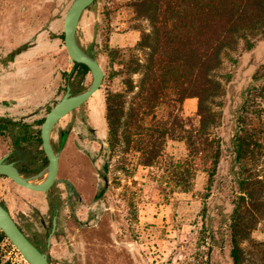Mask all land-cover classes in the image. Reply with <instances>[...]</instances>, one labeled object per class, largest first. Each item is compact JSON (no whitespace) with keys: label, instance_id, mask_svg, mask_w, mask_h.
Wrapping results in <instances>:
<instances>
[{"label":"rangeland","instance_id":"obj_1","mask_svg":"<svg viewBox=\"0 0 264 264\" xmlns=\"http://www.w3.org/2000/svg\"><path fill=\"white\" fill-rule=\"evenodd\" d=\"M127 1L96 0L83 12L79 22L77 33L80 43L87 51H94L103 67L104 78L100 88L55 127V138L61 128H68L71 133L68 142L71 147L61 153L58 178L60 181L68 176L80 187L81 178L77 177L76 166L84 168L90 161L83 151L91 154L100 152L98 168L103 169L107 165L108 187L95 203L92 218L87 217L89 199L83 202V206L76 207L82 221L73 218L71 208L65 206L61 210L57 233L48 248L51 263L230 264L227 219L233 210L237 184L232 174L234 154L229 149L223 150L210 188L207 173L199 169L191 189L180 191L173 185L170 165L185 159L187 150L183 141L168 139L162 161L155 166L139 165L137 154L126 151L123 141L114 148L109 145L106 95L110 91L125 90L123 76L117 73L121 64L112 58L110 52L114 49L128 51L135 46L141 29H151L147 19L134 15ZM71 2L61 8L63 17ZM252 39L254 45L251 49H247L244 40L240 39L234 49L223 55L222 64L216 70L223 92L216 98L222 105L214 108L222 113V117L213 133L220 136L226 145L233 132L232 115L241 102L242 91L264 66V38ZM59 47L62 55L57 59L60 65L56 66L55 94L51 103L59 100L65 91L66 81L61 77V71L72 69L62 38H59ZM136 52L144 60L145 51ZM91 78L88 73L84 82L86 86ZM141 78V72L132 74L135 88L125 96L124 122ZM193 102L185 100L183 110L185 115L196 121L197 99ZM45 112L43 108L37 114ZM165 112L164 107L157 110L159 115ZM94 126L98 127L95 131L101 135V147L92 140ZM99 128L106 130L104 136ZM99 180L103 186V178ZM57 186L64 200L68 201L67 187L61 181ZM0 199L31 238H36L44 226H50L49 215H42L36 207L40 203L36 193L4 176H0ZM252 238L264 241V222L258 224ZM245 245L248 247L246 264H264V253L257 252L253 245ZM0 260L10 264H28L7 239L0 243Z\"/></svg>","mask_w":264,"mask_h":264},{"label":"trees","instance_id":"obj_2","mask_svg":"<svg viewBox=\"0 0 264 264\" xmlns=\"http://www.w3.org/2000/svg\"><path fill=\"white\" fill-rule=\"evenodd\" d=\"M127 6L137 18L147 19L151 29H141L128 51L110 52L121 64L117 73L123 76L125 90L106 95L109 145L114 148L123 141L126 151L137 154L139 165L155 166L162 161L168 139L183 141L185 159L170 165L173 185L180 191L191 189L199 169L207 173L210 188L223 150L229 149L237 184L227 219L230 264H246V243L264 253V241L252 238L264 222V66L242 91L228 145L213 133L222 117L214 108L222 105L216 98L223 92L216 70L240 39L251 49L252 37L264 38V0H128ZM136 51H145L144 60ZM88 71L86 65L74 64L75 92L83 89ZM137 72L142 78L124 122L125 96L134 90L132 74ZM187 98L197 99L196 121L184 114ZM163 107L166 112L157 114ZM4 239L0 230V243ZM42 245L44 249L45 242Z\"/></svg>","mask_w":264,"mask_h":264},{"label":"flooded vegetation","instance_id":"obj_3","mask_svg":"<svg viewBox=\"0 0 264 264\" xmlns=\"http://www.w3.org/2000/svg\"><path fill=\"white\" fill-rule=\"evenodd\" d=\"M5 2H6L5 0H0V14L6 12V10H8V9H6V5H4ZM10 11H11V9L8 10V12H10ZM20 11H21V13H20ZM22 11L23 10H19L17 12L13 11V12H15L16 16L18 15V17H22V20L26 22L27 18H29L28 14H29L30 10L28 9V10H25L23 12ZM23 13H25V14H23ZM63 20H64V17H63ZM41 27L46 28L47 24H44ZM50 35H51V38H53L55 36V33L50 32ZM59 38H62L63 44H64L63 28H62L61 36L59 34ZM35 39H36V33L31 35L28 40L14 46L10 50H8L5 54H4V51H2L3 49L0 48L1 49L0 50V70L3 69L4 67H6L10 62H13L15 57L17 55H19L21 52L27 50L33 44ZM77 40H78L79 44L81 45L79 37H78V33H77ZM64 48H65V45H64ZM83 49H85V48L83 47ZM65 51H66V54L68 57V62L72 63V69L69 71L62 70L60 74H61V77L64 78L66 81L65 91H66V87L69 85L71 92L76 93L72 88L71 81L74 78L75 73H76V72H74V64L78 63V62L70 61V57L68 55L66 48H65ZM90 51H93V50H90ZM90 51H87V52H90ZM88 73H90V71H88ZM86 75H85V78H86ZM85 78L82 82V85L84 86L83 89L86 87V85L84 84ZM65 91H64V93H65ZM53 97L51 98V100L47 104L43 105L41 108H36L34 111H31V112H28L25 114H21L18 112L17 113L0 112V159L4 158L3 159L4 162L14 163V165L26 176H31V175H35V174L39 173L46 166V164L48 162L47 156H46V154L42 148L40 129H41V125L44 121V118H45L47 112L51 109L52 106H54L59 101V100H57V101L51 103V101L53 100ZM13 103L14 102L11 100H2V101H0V106H3V107L11 106V104H13ZM83 104H81L79 107H81ZM79 107L73 109L71 112L78 109ZM43 108L46 109L45 114L41 115V117H37L38 116L37 113L39 112V110H41ZM70 113H68L67 115H69ZM67 115H65V116H67ZM65 116H63V117H65ZM57 123H56V125H57ZM24 125L26 126L25 128H24ZM56 125H55V127H56ZM55 127H54L53 133H52V141H53V145H54L55 150L59 151V166H58V172H57V179L53 183V185L49 188V190L47 192L40 191V190H32V189L23 187V186L15 183L8 176H6L4 174H0V176H4L6 178H9L15 184H17V185H19V186H21V187H23L29 191L42 192L45 195L46 209L44 211H42L38 208V205L36 207L38 210H40L42 215H44V213H47L49 215V217H50V226L49 227L44 226L43 227L44 229L39 231L36 238H31L30 236H28L26 234V232L22 229V227L19 225V223L16 220L15 221L18 224V226L22 229V231L28 236V238L37 247H39L41 250L47 251L48 258H49L50 262H51V257H50V254L48 252V248L50 246L49 247L47 246V239H48L49 233L51 232V228L53 226L54 217L56 218V225H55V230L51 236V239L57 233L60 212L65 206L71 208L70 214L73 216L74 219H76V220L80 219L82 221V218L79 216V213L76 210V207L78 205L83 206V204H84L83 202L86 201L87 199H89L90 204H89V208H88V216L87 217L92 218L91 214H92V211H94V209L96 207L95 203L99 202V200L102 197V194L106 191V188L108 187V178L106 175L107 165L105 164L103 169L98 168V162L100 161V156H101L100 152H96L95 154H91L88 151H83L84 154L87 156V158H89L90 161H89V165L86 167L84 166V168H81L80 166H76L77 177L79 175L80 178L82 179V182L80 183V187L78 186V184L73 182V180L68 176H66L65 178L60 180L67 187L68 201L64 200V198L62 197L61 191L58 188L57 184L60 182L58 175H59L60 164H61V153L63 152L64 149L71 147L68 144V142L70 140V134L71 133H70V130L68 128H61L58 131L57 138H55V136H54ZM95 129H96L95 127L92 128V131L94 134V137H92V140H93V142H95L96 144H98L101 147V143L99 142V140L101 139V135H99L97 133V131H95ZM38 138H39V140H38ZM62 139H64V141H63V144L61 145ZM74 147L76 148L77 151H80L75 145H74ZM102 178L104 180L103 186L99 180ZM105 178L107 179V182H106ZM0 201L7 207V205L5 204V202L3 200L0 199ZM8 210H9V208H8ZM9 212H10V210H9ZM86 219H88V218H86ZM81 221H79V222H81ZM51 239H50V245H51ZM44 242H45V248L43 249L42 244Z\"/></svg>","mask_w":264,"mask_h":264},{"label":"crops","instance_id":"obj_4","mask_svg":"<svg viewBox=\"0 0 264 264\" xmlns=\"http://www.w3.org/2000/svg\"><path fill=\"white\" fill-rule=\"evenodd\" d=\"M5 1L6 9H11L12 12L6 10L7 13L0 14V48L3 49L4 54L36 33L33 44L0 70V101L14 102L11 106H0V112L25 114L41 108L55 94L56 66L60 65L57 59L59 55H62L59 47V34L63 28L61 8L70 0ZM28 9L30 12L26 22L13 12ZM44 24H47L46 28L41 27ZM50 32L55 33L53 38ZM194 99L196 98L186 100H190L193 104ZM94 127L98 129L97 126ZM100 130L104 136L106 130ZM34 193L40 202L38 208L44 211L46 209L45 195L37 191Z\"/></svg>","mask_w":264,"mask_h":264},{"label":"water","instance_id":"obj_5","mask_svg":"<svg viewBox=\"0 0 264 264\" xmlns=\"http://www.w3.org/2000/svg\"><path fill=\"white\" fill-rule=\"evenodd\" d=\"M96 0H72L63 20L64 45L70 57V61L85 64L92 76L91 82L84 89L72 93L70 86L66 87L65 93L59 101L47 112L41 125L42 148L48 162L37 174L26 176L12 162H4L0 159V174L11 178L15 183L32 189L47 192L57 179L59 166V151L55 150L52 133L56 123L73 109L87 101L101 86L104 78V70L94 51L87 52L77 40V30L83 12ZM64 139H62L61 145ZM106 182L107 179L105 178ZM56 218L47 239H50L55 230ZM0 230L5 234L12 245L20 252L28 264H52L47 251L37 247L18 226L8 208L0 201Z\"/></svg>","mask_w":264,"mask_h":264}]
</instances>
